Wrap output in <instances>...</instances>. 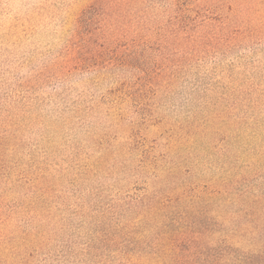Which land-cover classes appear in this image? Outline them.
<instances>
[{"label":"rangeland","instance_id":"374dc122","mask_svg":"<svg viewBox=\"0 0 264 264\" xmlns=\"http://www.w3.org/2000/svg\"><path fill=\"white\" fill-rule=\"evenodd\" d=\"M95 2L0 0V129L11 132L14 162L23 159L30 173L24 185L0 175V195L7 198L0 205L1 239L24 237L25 221L19 215L10 219V210L28 201L32 190L25 182L42 173L51 207L67 216L82 207L92 217L87 221L100 222L99 229L121 241L152 240L169 231L167 226L174 231V207L219 192L231 175L251 185L264 175L261 148L252 146V137L232 150L227 129L206 127L221 112L215 109L233 112L236 97H244L238 117L248 123L264 117V0L188 3L193 18L198 15L220 32L226 28L229 41L180 65L178 77L160 91L135 84L142 76L137 66L155 73L156 63H166L153 45L135 47L141 56L146 53L131 57L122 70L109 66L112 52L71 69L77 21ZM166 2L152 0L153 23L157 16L168 21ZM128 42L118 50L129 51ZM248 167L253 175L240 173ZM156 196L165 207L158 217H144L137 202ZM47 250L28 251V262L45 264Z\"/></svg>","mask_w":264,"mask_h":264},{"label":"trees","instance_id":"16d2710c","mask_svg":"<svg viewBox=\"0 0 264 264\" xmlns=\"http://www.w3.org/2000/svg\"><path fill=\"white\" fill-rule=\"evenodd\" d=\"M166 1L163 16L168 15V21H159L162 16H157L153 23L156 18L149 16V9L154 7L152 0H96L77 21L78 35L72 43L77 42L76 53L69 59L71 69L83 68L87 61L104 60L112 52L114 58L109 66L122 70L129 66L131 57L142 59L146 53L142 51L141 56L135 47L153 45L164 55L166 63H156L155 73L137 66L142 76L134 82L140 90L160 91L178 77L180 65L190 64L201 54H208L215 46H223L229 41L226 28L220 32L210 23H204L198 15L193 18L189 14L188 3L200 7L208 4V0ZM126 40L129 51H119L117 45ZM242 98L233 99V112L215 109L221 112L215 113L213 119H207L213 126L209 122L206 124L207 121L205 124L208 128L227 129L232 150L234 146L236 150L241 148L238 143L243 137H252V146L261 148L259 171H262L264 117L254 123L238 117L235 112L244 103ZM7 125L9 121H6ZM13 139L10 131L0 129V175L15 185H24L23 179L30 173L24 171L27 164L23 159L14 162L17 149ZM240 173L251 176L255 171L248 167ZM237 174L231 175L221 184L219 192L211 193L206 199L180 203L179 210L174 207L170 213L173 215L171 221H176L174 231L167 226L169 231L152 240L121 241L111 232L99 229L100 222L87 221L92 217L82 207H79L81 213L74 210L71 216H67V212L60 214L56 207H51V196L47 195L48 188L43 182L47 175L42 173L25 182L32 190L27 196L28 201H20L10 210V219L19 215L25 221V229L21 231L24 237L18 242L8 237L0 238V264H30L28 251L34 253L46 249L45 264H80L81 261L82 264H264V175L259 176L256 185H251L253 183L246 179H236ZM17 176L21 177L15 180ZM39 179L42 182L38 183ZM4 193L0 195V205L7 202ZM137 205L144 217L155 218L165 207V202L156 196L149 203L141 200ZM120 245L123 252L115 250L121 249Z\"/></svg>","mask_w":264,"mask_h":264}]
</instances>
